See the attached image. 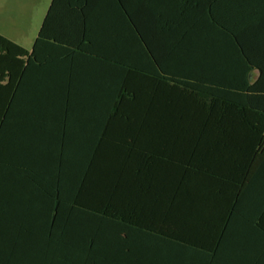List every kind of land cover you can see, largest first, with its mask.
Instances as JSON below:
<instances>
[{"label": "trees", "instance_id": "obj_1", "mask_svg": "<svg viewBox=\"0 0 264 264\" xmlns=\"http://www.w3.org/2000/svg\"><path fill=\"white\" fill-rule=\"evenodd\" d=\"M60 2L82 19L90 4L53 0L35 49ZM4 53L28 54L0 34ZM176 79L162 103L130 78L117 106H59L39 264H264V90Z\"/></svg>", "mask_w": 264, "mask_h": 264}, {"label": "crops", "instance_id": "obj_2", "mask_svg": "<svg viewBox=\"0 0 264 264\" xmlns=\"http://www.w3.org/2000/svg\"><path fill=\"white\" fill-rule=\"evenodd\" d=\"M263 1L90 0L84 19L60 2L35 49L53 3L38 0L35 23L0 32L28 52L0 55V264H39L37 224L62 161L59 106H117L130 78L140 80L147 105L178 92L182 76L237 81L261 94Z\"/></svg>", "mask_w": 264, "mask_h": 264}, {"label": "rangeland", "instance_id": "obj_3", "mask_svg": "<svg viewBox=\"0 0 264 264\" xmlns=\"http://www.w3.org/2000/svg\"><path fill=\"white\" fill-rule=\"evenodd\" d=\"M38 0H0V32L7 35H14L17 24H32L39 19L42 5L37 4ZM20 9V14L16 9Z\"/></svg>", "mask_w": 264, "mask_h": 264}]
</instances>
